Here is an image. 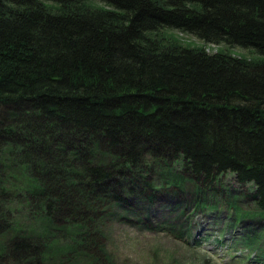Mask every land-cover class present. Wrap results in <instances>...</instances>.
<instances>
[{
	"label": "trees",
	"instance_id": "16d2710c",
	"mask_svg": "<svg viewBox=\"0 0 264 264\" xmlns=\"http://www.w3.org/2000/svg\"><path fill=\"white\" fill-rule=\"evenodd\" d=\"M227 175L258 223L264 0H0V264H115L110 220ZM67 192L102 209H62Z\"/></svg>",
	"mask_w": 264,
	"mask_h": 264
},
{
	"label": "rangeland",
	"instance_id": "374dc122",
	"mask_svg": "<svg viewBox=\"0 0 264 264\" xmlns=\"http://www.w3.org/2000/svg\"><path fill=\"white\" fill-rule=\"evenodd\" d=\"M180 38L185 43L202 45L192 37L180 35ZM236 53L242 52H234ZM144 148L142 146L141 150ZM54 149L60 151L59 145L56 144ZM52 159L57 162L59 157ZM149 160L147 158L145 164ZM37 166L43 171L39 162ZM54 168L56 170L57 165ZM145 168L149 169V166L146 164L141 170ZM52 175L55 176L51 179V187H56L60 194L62 186L65 183L68 185L67 181L64 182L61 174L56 171ZM191 186L188 185L191 189L187 192L179 194L175 191H160L155 194L152 204L148 200H141L138 207L150 208L146 210L148 215L130 219L135 225L126 219L110 220V225L106 226L111 229L106 250L112 261L115 264H264V259L261 263L256 261L257 257L264 254V218L257 220L258 223L250 215L243 218L245 213L254 212V206L244 203L238 205L235 202V196L243 195L251 186L239 184L232 175L224 176L216 186L219 189L217 196H212L210 192L197 194ZM80 194L65 193L64 199L61 198V208L69 206L67 199L71 195L74 205L69 202L70 210L76 212L88 208L90 215H93L102 209L98 205L87 204V200ZM182 211L185 213L182 214ZM179 216L181 221L176 226L174 221ZM91 220L92 223L95 222V219ZM244 237H250L252 241L258 239L259 244L245 248L240 241ZM89 240L93 246H97L95 240ZM196 241L200 244L197 245ZM247 255L251 260L242 262L239 257Z\"/></svg>",
	"mask_w": 264,
	"mask_h": 264
},
{
	"label": "bare ground",
	"instance_id": "6f19581e",
	"mask_svg": "<svg viewBox=\"0 0 264 264\" xmlns=\"http://www.w3.org/2000/svg\"><path fill=\"white\" fill-rule=\"evenodd\" d=\"M184 182V181H183ZM149 190V189H148Z\"/></svg>",
	"mask_w": 264,
	"mask_h": 264
}]
</instances>
